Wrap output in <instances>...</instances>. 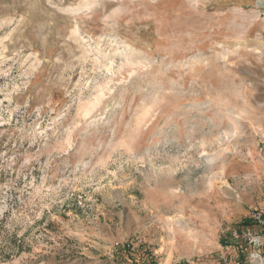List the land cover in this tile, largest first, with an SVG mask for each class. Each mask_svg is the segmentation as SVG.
Here are the masks:
<instances>
[{
    "label": "rangeland",
    "instance_id": "374dc122",
    "mask_svg": "<svg viewBox=\"0 0 264 264\" xmlns=\"http://www.w3.org/2000/svg\"><path fill=\"white\" fill-rule=\"evenodd\" d=\"M257 213L264 0H0V264H258Z\"/></svg>",
    "mask_w": 264,
    "mask_h": 264
},
{
    "label": "built area",
    "instance_id": "2783aa9c",
    "mask_svg": "<svg viewBox=\"0 0 264 264\" xmlns=\"http://www.w3.org/2000/svg\"><path fill=\"white\" fill-rule=\"evenodd\" d=\"M252 219L255 224H257L260 228L264 229V217L262 216V214H258V213L254 214L252 216ZM127 247L130 249L132 246L131 244H128ZM225 262H227V260H225ZM180 264H187V263L182 262Z\"/></svg>",
    "mask_w": 264,
    "mask_h": 264
},
{
    "label": "bare ground",
    "instance_id": "6f19581e",
    "mask_svg": "<svg viewBox=\"0 0 264 264\" xmlns=\"http://www.w3.org/2000/svg\"><path fill=\"white\" fill-rule=\"evenodd\" d=\"M256 262H257L258 264H264V262H263L262 260H259V259H257Z\"/></svg>",
    "mask_w": 264,
    "mask_h": 264
}]
</instances>
